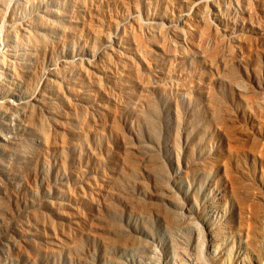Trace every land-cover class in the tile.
<instances>
[{"label":"rangeland","instance_id":"374dc122","mask_svg":"<svg viewBox=\"0 0 264 264\" xmlns=\"http://www.w3.org/2000/svg\"><path fill=\"white\" fill-rule=\"evenodd\" d=\"M263 213L264 0H0V264H261Z\"/></svg>","mask_w":264,"mask_h":264},{"label":"bare ground","instance_id":"6f19581e","mask_svg":"<svg viewBox=\"0 0 264 264\" xmlns=\"http://www.w3.org/2000/svg\"><path fill=\"white\" fill-rule=\"evenodd\" d=\"M264 214V213H263ZM263 218V217H262ZM260 227H259V230L257 232V235H255L256 237V246H257V249L261 252L264 251V218L261 219V222H260ZM258 229V228H257ZM255 243V242H254ZM255 245V244H254ZM259 251H257L258 253H260ZM262 254V253H261ZM258 255V254H257ZM259 263L261 264H264L262 261H260Z\"/></svg>","mask_w":264,"mask_h":264}]
</instances>
